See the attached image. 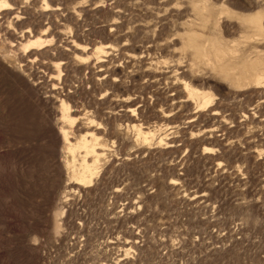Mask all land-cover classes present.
Listing matches in <instances>:
<instances>
[{"label":"rangeland","instance_id":"obj_1","mask_svg":"<svg viewBox=\"0 0 264 264\" xmlns=\"http://www.w3.org/2000/svg\"><path fill=\"white\" fill-rule=\"evenodd\" d=\"M9 4L0 264H264V0ZM33 37L47 42L28 53ZM259 62L260 85L222 71ZM62 129L96 137L92 183L76 184Z\"/></svg>","mask_w":264,"mask_h":264},{"label":"bare ground","instance_id":"obj_2","mask_svg":"<svg viewBox=\"0 0 264 264\" xmlns=\"http://www.w3.org/2000/svg\"><path fill=\"white\" fill-rule=\"evenodd\" d=\"M0 4H1V7H5V5H10L9 0H0ZM45 7L48 8L49 4L45 3ZM260 18H261V14L258 13L255 16L250 17L248 19V21L252 26H254L257 30H259V32L262 33V29H261V26L259 24ZM187 37H188V42H187L188 45L196 48L197 55L200 58H204V60H205L207 57L206 50L205 49L202 50L199 46L196 45V35L194 33H190ZM46 42L47 41L43 40L41 37H33V38H30L27 40V42L24 44L23 48L28 53L31 50H41L44 48ZM214 44L216 45V43H214ZM103 52H104V50L102 48H99L94 53V55L97 56L96 57L97 60L102 59L101 54H103ZM216 52H217L216 56L218 58L221 57L223 55V53L225 54L224 50L218 46L216 48ZM257 65H261V63L259 62L258 64L254 63V64L248 65L246 72L242 73V74H237L235 71L228 72V70H226L225 67H224V69H222V71H225L227 73V75H236L237 76L236 77V83L237 84L241 85V84H244L247 82H251V83H255L256 85H260L263 82L262 81L263 80L262 79L263 74L259 71V67L257 68ZM60 76H61V74H60ZM244 81H246V82H244ZM189 95L191 97L202 96V98L204 99L203 104H205V105L209 104L211 101V98H206V95H202L199 91H196L193 89L189 90ZM62 108H63V112H62L63 119H65L66 121H69L70 123H73L74 119L72 118L70 112L68 111V107L66 106L64 101H62ZM60 133L63 136L64 141L67 144V149L73 158V164L70 167L74 169L73 172H74V177H75L74 179H75L76 184L86 185V184L92 183L94 177L97 175L95 164L97 162V159L100 157V155L102 153V149H99L96 146V144H92V141H95L96 137L93 135H85L82 137V139L78 143H73L71 141L67 131L62 129V131H60ZM139 134L147 135V133H145L141 129H139ZM145 139L147 140V138H145ZM77 155H82V157H81L80 167L76 169L75 162H76Z\"/></svg>","mask_w":264,"mask_h":264},{"label":"snow or ice","instance_id":"obj_3","mask_svg":"<svg viewBox=\"0 0 264 264\" xmlns=\"http://www.w3.org/2000/svg\"><path fill=\"white\" fill-rule=\"evenodd\" d=\"M5 7H8V5H5Z\"/></svg>","mask_w":264,"mask_h":264}]
</instances>
